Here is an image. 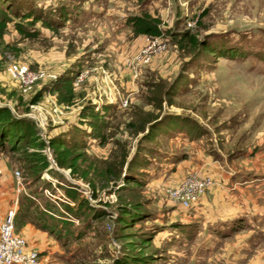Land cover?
<instances>
[{
  "label": "rangeland",
  "instance_id": "1",
  "mask_svg": "<svg viewBox=\"0 0 264 264\" xmlns=\"http://www.w3.org/2000/svg\"><path fill=\"white\" fill-rule=\"evenodd\" d=\"M33 1L79 7L80 22L54 31L38 25L37 40L22 39L10 26L0 43V107L34 122L46 144V157L54 154L50 141L75 130L84 108L113 107L105 119V142L75 149L80 156L78 173L74 176L71 169L58 166L70 185L57 181L100 212L91 223L93 213L81 222L73 217L84 236L61 248L60 264H116L128 256L151 260L148 264H264L256 258L264 253V245L242 261L233 259L248 231H236L217 245L208 240L201 244V236L189 239L171 227L197 215L195 208L202 206L208 193L191 209H184L173 191L187 179L202 177L212 167L228 176L264 177V61L231 59L224 55L220 39L233 34L231 40L238 44L239 38H234L243 34L250 48L253 44L264 48V0ZM143 9L159 17L161 27L169 32L190 30L202 42L212 35L219 53L205 54L191 44L181 48L179 39L166 32L157 38L134 35L127 18ZM153 43L154 53L146 54ZM72 68L79 71L74 81L76 99L73 106H65L58 101L55 82ZM27 74L33 79L25 82L22 77ZM40 95L41 100L32 105ZM171 122L192 123L198 137L169 133L175 128ZM24 150L9 144L0 147V181L10 180L15 188L11 208L20 197L17 173L28 196L47 182L45 172L43 182H37ZM176 155L185 157L175 163ZM136 171L142 181L129 183L128 173ZM62 186L58 185L66 195ZM84 190H90L92 200ZM52 203L64 208L63 203ZM128 205L151 217L143 223L121 221V210ZM15 233L21 236L16 221ZM141 237L150 238L144 248ZM131 241H137L135 249L128 246Z\"/></svg>",
  "mask_w": 264,
  "mask_h": 264
},
{
  "label": "trees",
  "instance_id": "2",
  "mask_svg": "<svg viewBox=\"0 0 264 264\" xmlns=\"http://www.w3.org/2000/svg\"><path fill=\"white\" fill-rule=\"evenodd\" d=\"M139 2L148 3L150 0H138ZM28 5V8L25 9ZM81 13L79 7L73 8L70 5L59 2L56 4L40 5L33 0H0V43H4L5 35L9 32L12 25L22 39L25 40H37L41 36V31L38 29V25L46 27L47 29L54 31L63 27H67L72 23L80 22L79 14ZM204 12L203 17L206 16ZM162 20L152 14L150 10H142L138 14L128 16L127 25L132 29V32L136 36H149L151 38L162 37L164 34L169 33L178 40L181 48H185L187 44H191L194 48H201L202 52L209 55H216L219 53V49L216 43L212 42L213 36H209V40L202 42L197 35H193L190 30L181 33L169 32L170 30H164L161 27ZM166 32V33H165ZM240 35V36H239ZM234 38V41L239 38L238 44H233L231 40L233 34L225 35V38L221 37L222 43L226 51L225 56H229L231 59H239L246 61L251 58H255L259 61H264V48L258 47L253 44V47L247 43V38L243 34H239ZM236 36V34H235ZM208 37V36H207ZM79 71L71 69L65 74H62L55 82V93L57 95L60 104L65 106H73L75 104L76 94L74 89V81ZM41 100V95L36 97L32 101V105H36ZM112 106L105 105L101 110H96L95 106L89 105L82 111L80 122L76 126L75 130L67 133L65 137L55 138L50 141V148L54 151V158L60 168H69L75 176L78 173V163L80 156L75 155V149L81 146H88L93 144H102L105 142L106 135L104 132L105 119ZM173 131L169 133L182 132L186 139H195L198 136L195 133L196 126L192 123L179 126L175 122ZM171 125V124H170ZM171 129V128H169ZM198 131V130H197ZM197 133V132H196ZM196 135V136H195ZM74 137L76 140L65 141L64 138ZM5 144H9L14 150H24L26 145H30L34 151H29V148L24 150L26 154L25 159L30 165V168L34 174L37 175V182H43L42 175L49 168V161L46 155L43 153L45 149V142L39 138L35 124L32 120L27 118H18L8 107H0V147ZM185 156H177L175 163L184 159ZM52 177L58 181H62L65 185L69 186L68 180L64 178V175L60 174L57 170H49ZM113 173V172H112ZM113 175L117 176L118 174ZM140 173L130 172L128 173L129 183L141 182L139 178ZM66 182H65V181ZM35 184V183H34ZM37 184V183H36ZM64 187V186H62ZM45 189H51L54 187L52 183L45 182L43 187H38L34 192H31L32 196L27 194L20 195L18 201V209L16 215V229L26 223H33L40 229L48 232L51 236L55 237L62 247L71 244L73 241L80 240L84 233L81 229L76 228L77 224L69 220L68 216L61 211L60 208L49 200L45 193ZM66 196L76 204L75 207H71L69 204L63 203V209L66 213L74 218H77L80 222L90 212L92 218L96 219L100 213L96 209L92 208L88 202L80 198L79 193L71 187L63 188ZM35 197V199H34ZM42 197L43 202L40 201ZM37 199V200H36ZM51 201V202H50ZM121 221L132 219L133 222H146L151 216L142 213L138 207L132 208V206H124L121 210ZM94 222V221H93ZM90 223H88L90 225ZM87 224V225H88ZM173 230L179 231L182 235L192 239L195 238L197 226L193 224H182L181 222H173L171 225ZM161 230H157L159 233ZM237 229L235 230V232ZM137 241H131L129 247L131 249L136 248ZM140 243L142 247H146L150 243V238L143 239L141 237ZM75 256V255H74ZM151 260L146 258H136L132 256L123 257L117 260L116 264H148Z\"/></svg>",
  "mask_w": 264,
  "mask_h": 264
},
{
  "label": "crops",
  "instance_id": "3",
  "mask_svg": "<svg viewBox=\"0 0 264 264\" xmlns=\"http://www.w3.org/2000/svg\"><path fill=\"white\" fill-rule=\"evenodd\" d=\"M210 172H214L216 179ZM208 173H204L203 177H212L216 184L203 196L202 206L195 208L197 215L193 214L191 220L184 218L180 222L197 226L195 238L201 236V244L208 240L209 243L220 245L222 239L231 238L236 229L250 232L242 236L244 241L238 242L242 245L239 252L234 249L233 259L242 261L245 255L258 253L257 249L264 245V177L228 176L215 167L209 168ZM14 196L15 188L11 186L10 180L4 184L1 180L0 224L11 209ZM196 218L202 221L198 222ZM18 233L27 239L29 248L41 253L43 264H60L64 252L55 237L30 222L19 227ZM256 258L264 260V253Z\"/></svg>",
  "mask_w": 264,
  "mask_h": 264
},
{
  "label": "built area",
  "instance_id": "4",
  "mask_svg": "<svg viewBox=\"0 0 264 264\" xmlns=\"http://www.w3.org/2000/svg\"><path fill=\"white\" fill-rule=\"evenodd\" d=\"M155 45L156 43L147 46L145 53H154ZM163 49L164 46L159 47L158 51H162ZM22 79L25 82H28L33 79V76L32 74H27L26 76H23ZM47 157L49 168L45 171L44 178L47 179V181L52 182V185L57 192L51 189H45L44 193L46 197L57 205H60V203H66L74 206L75 203L60 191L58 185L62 186L63 184L56 179H53L49 172V170L61 171L53 154L48 153ZM17 175L19 176L17 184L19 195L23 193L27 194L20 173H17ZM214 185L215 181L209 176H193L192 178L187 179L179 189L173 191V195L177 197L176 200L180 202V206L184 209H191L193 203L196 202L198 198L202 197L207 190ZM83 193L89 200H92L93 196L90 190H84ZM18 201L19 198L17 199L15 206L8 211L6 217L0 224V264H41V253L36 249L29 248L28 241L15 233V219L17 215ZM60 209L68 216L69 220H74V218L66 213L63 208Z\"/></svg>",
  "mask_w": 264,
  "mask_h": 264
}]
</instances>
